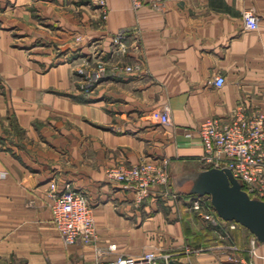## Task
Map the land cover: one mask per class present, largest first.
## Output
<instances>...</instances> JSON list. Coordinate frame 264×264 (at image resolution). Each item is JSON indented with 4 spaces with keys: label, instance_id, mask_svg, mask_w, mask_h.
I'll return each mask as SVG.
<instances>
[{
    "label": "crops",
    "instance_id": "1",
    "mask_svg": "<svg viewBox=\"0 0 264 264\" xmlns=\"http://www.w3.org/2000/svg\"><path fill=\"white\" fill-rule=\"evenodd\" d=\"M249 8L255 29L242 17ZM108 10L100 27L89 0H0V264H96L97 248L110 244L108 257L189 245L200 251L183 255L184 264H264V241L252 254L254 236L240 223L213 227L183 196L165 202V215V185L136 204L134 191L105 171L168 159L167 186L190 198L191 175L204 169L200 124L236 107L264 112V0H168L138 9L108 0ZM121 29L140 32L146 74L107 77L94 100L78 101L70 65H50L58 60L50 45L86 54L99 40L107 50ZM80 33L85 40L74 46ZM217 74L221 87L211 82ZM165 104L170 123L160 124L151 111ZM52 182L86 191L94 242L63 244L49 205Z\"/></svg>",
    "mask_w": 264,
    "mask_h": 264
},
{
    "label": "built area",
    "instance_id": "2",
    "mask_svg": "<svg viewBox=\"0 0 264 264\" xmlns=\"http://www.w3.org/2000/svg\"><path fill=\"white\" fill-rule=\"evenodd\" d=\"M98 9L106 12L107 0H91ZM168 0H130L133 9L144 5L154 8H163ZM245 27L255 29L258 25V15L249 8L242 12ZM140 32L136 29H121L111 36V56L121 54L123 57H132L131 63L125 65L127 73L146 74L144 60L140 53ZM103 67H99V72ZM99 75V74H97ZM211 82L221 87L224 76L217 74ZM151 117L160 124L170 123L168 105L155 108ZM198 135L202 142L204 153L202 160L208 167H228L233 175L241 182L244 190L251 197L264 200V112L255 110L246 112L242 107L234 108L227 116H212L203 121L198 128ZM167 159L139 160L127 164L119 162L110 165L106 174L111 179L122 182L134 191L136 204H141L155 185H168L169 175L165 168ZM207 168V167H206ZM176 193V192H175ZM52 221L57 227L64 245L89 244L96 238V226L92 212V205L86 191L76 189L69 182L58 186L52 182L48 188ZM189 206L198 216L213 227H220V218L207 194L191 195ZM234 222L231 227H234ZM255 238H252V254ZM235 248L234 245H231ZM116 248L110 244L107 249L97 248L96 264H170L171 260L181 262L183 255H191L200 251L184 245L178 251L173 249H148L139 254H119L108 257L109 250ZM248 264H252L249 261Z\"/></svg>",
    "mask_w": 264,
    "mask_h": 264
},
{
    "label": "rangeland",
    "instance_id": "3",
    "mask_svg": "<svg viewBox=\"0 0 264 264\" xmlns=\"http://www.w3.org/2000/svg\"><path fill=\"white\" fill-rule=\"evenodd\" d=\"M89 1L93 3L91 0ZM105 9H106L105 13L101 9H99V15L95 18V23L100 27L104 25L108 17V12H109L108 0H107V6L105 7ZM84 40H85V36L80 33V34L74 35L72 42L74 46H76L75 44H81ZM50 48L53 51V54L55 55L54 58L58 59L57 61H52L50 65H53L59 62L69 63L70 75L72 78V83L74 85V93H73L74 95L72 96L80 102L94 100L93 97L95 95L96 89L101 85V83L107 77H110V76L116 77V76L122 75L123 73H127L124 70V67L125 65H128L131 63V59L129 57H123L121 54L119 55L114 54L113 56H111V48H112L111 45H109V48L105 50L103 49V46L99 40L90 41L88 45V52H87L88 54L79 53L78 51L80 48L79 49L76 48L75 50L76 52L72 51L68 54L67 52L68 48L62 49V47H60L59 45H55V44L50 45ZM60 57H62V59H59ZM100 66L103 67V70L101 72H99ZM95 124L99 126L98 123H95ZM148 160H151V159H148ZM167 161L169 160L167 159ZM202 164H204L203 166L204 168L208 167V165L204 163L203 160H202ZM165 168L168 171V175L170 178L168 162L165 165ZM165 187L166 188L164 189L163 194L166 200L161 199L159 203V206L163 208L165 215H167V212L170 210V205L165 204V202H168V200L172 204H176L180 201L178 200L179 197L182 198L183 196L184 199H186L187 203H189V197H186L180 192L173 193L170 190L169 186L167 185ZM194 214L196 217H198L197 216L198 214L195 211H194ZM173 250L176 252L179 250V248L176 247V248H173Z\"/></svg>",
    "mask_w": 264,
    "mask_h": 264
},
{
    "label": "water",
    "instance_id": "4",
    "mask_svg": "<svg viewBox=\"0 0 264 264\" xmlns=\"http://www.w3.org/2000/svg\"><path fill=\"white\" fill-rule=\"evenodd\" d=\"M190 195L207 194L216 214L248 228L264 241V200L251 197L228 167L211 166L191 175ZM170 264H184L171 260Z\"/></svg>",
    "mask_w": 264,
    "mask_h": 264
}]
</instances>
